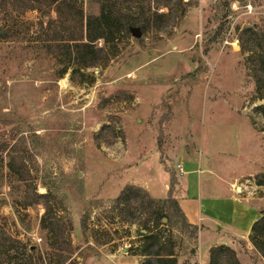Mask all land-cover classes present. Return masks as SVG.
Returning a JSON list of instances; mask_svg holds the SVG:
<instances>
[{"label": "rangeland", "instance_id": "374dc122", "mask_svg": "<svg viewBox=\"0 0 264 264\" xmlns=\"http://www.w3.org/2000/svg\"><path fill=\"white\" fill-rule=\"evenodd\" d=\"M192 2L172 35L148 33L144 44L132 36L109 66L92 69L93 85L72 80L71 72L57 76L58 62L43 49L45 41L27 35L40 30L39 13L25 12L15 34L0 38V137L14 129L32 156L39 192L52 191L64 203L73 224L72 262L113 264L103 257L113 253L110 243L102 244L107 240L120 251L137 245L135 227L127 238V225L110 223L91 203L112 200L127 185L147 190L151 183L147 191L169 199L176 218L167 229L180 227L179 264H191L198 239L176 206L179 163L190 152L202 154L215 136L231 140L237 151L232 171L253 176L242 180L245 195L264 210V187L254 180L264 171V117L237 34L238 27L264 28V0ZM85 11L98 14L99 6L85 3ZM105 124L114 129L105 133L110 144L99 147L95 133ZM22 192L0 167V226L46 263L54 250L41 225L45 207L19 205Z\"/></svg>", "mask_w": 264, "mask_h": 264}, {"label": "trees", "instance_id": "16d2710c", "mask_svg": "<svg viewBox=\"0 0 264 264\" xmlns=\"http://www.w3.org/2000/svg\"><path fill=\"white\" fill-rule=\"evenodd\" d=\"M193 0H0V38L10 39L22 22L25 12L40 14V30L27 35L31 39L45 41L43 49L55 55L58 62L56 74L63 78L71 72V79L82 85H93L97 81L92 69L106 68L131 44L134 29H140L141 44L148 33L172 35L174 28L185 17ZM85 3L98 5L99 13L86 14ZM241 51L246 55L245 67L248 76L254 80L257 100L264 101V28L259 26L238 27ZM134 99L133 94H128ZM118 98V95H117ZM264 117V104L259 106ZM255 124V122H253ZM114 128L105 124L95 133L99 147L109 145L107 131ZM264 131V130H263ZM9 137H0V167L6 171L11 181L21 185L23 194L17 202L24 208L43 204L45 212L41 219L42 228L48 230L54 250L49 261H43L40 254L27 244L9 236L0 226V264H77L72 262L76 249L72 245L73 224L66 212L64 203L52 191L40 193L35 182V164L24 142L10 129ZM122 133L120 136H122ZM119 136V137H120ZM118 137V132L114 138ZM258 187H264V171L255 178ZM169 199H156L137 185H127L120 195L112 200H95L91 207L102 209L103 218L110 223L127 225L125 236L132 237V228L140 236L137 245L128 248V253L137 256L141 264H179L176 252L175 229H167L173 219L169 213ZM178 212L185 222V228L192 230V237L198 239L199 227L188 222L181 206L176 201ZM164 218L168 224H164ZM89 217L84 216L83 227L88 228ZM123 238V237H122ZM120 238V239H122ZM250 240L264 256V210L262 216L251 228ZM113 240L102 242L112 246V252L119 251ZM209 264H241L237 252L228 246L218 245L210 250Z\"/></svg>", "mask_w": 264, "mask_h": 264}, {"label": "crops", "instance_id": "0c3cea01", "mask_svg": "<svg viewBox=\"0 0 264 264\" xmlns=\"http://www.w3.org/2000/svg\"><path fill=\"white\" fill-rule=\"evenodd\" d=\"M252 128L255 131L253 122ZM210 145L203 146L200 155L196 151L185 154L187 158L179 163L182 174L177 199L188 222L199 227L198 251L191 264H209L210 250L218 245L233 248L241 264L243 258L247 259V264L264 263V256L250 240L252 225L262 216V204L249 202L242 182L253 176L232 171L237 151L231 140L215 136L210 139ZM149 184L147 190L151 192L152 184ZM168 190L167 185V195ZM121 250L108 252L103 257L113 264H141L139 257L128 253V248Z\"/></svg>", "mask_w": 264, "mask_h": 264}, {"label": "water", "instance_id": "95a60500", "mask_svg": "<svg viewBox=\"0 0 264 264\" xmlns=\"http://www.w3.org/2000/svg\"><path fill=\"white\" fill-rule=\"evenodd\" d=\"M133 36L135 37V38H141L142 37V32L140 31V29H134L133 30ZM260 104H263L264 103V101L263 100H259L258 101ZM167 219L166 218H164V221H166Z\"/></svg>", "mask_w": 264, "mask_h": 264}, {"label": "built area", "instance_id": "2783aa9c", "mask_svg": "<svg viewBox=\"0 0 264 264\" xmlns=\"http://www.w3.org/2000/svg\"><path fill=\"white\" fill-rule=\"evenodd\" d=\"M179 168H181V165H179Z\"/></svg>", "mask_w": 264, "mask_h": 264}]
</instances>
